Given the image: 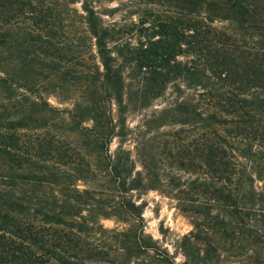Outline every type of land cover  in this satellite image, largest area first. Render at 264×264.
Wrapping results in <instances>:
<instances>
[{
  "label": "trees",
  "instance_id": "trees-1",
  "mask_svg": "<svg viewBox=\"0 0 264 264\" xmlns=\"http://www.w3.org/2000/svg\"><path fill=\"white\" fill-rule=\"evenodd\" d=\"M157 1L132 43L92 0H0V264H264V0Z\"/></svg>",
  "mask_w": 264,
  "mask_h": 264
},
{
  "label": "rangeland",
  "instance_id": "rangeland-1",
  "mask_svg": "<svg viewBox=\"0 0 264 264\" xmlns=\"http://www.w3.org/2000/svg\"><path fill=\"white\" fill-rule=\"evenodd\" d=\"M94 7L102 14L105 24H118L123 28L132 38V43L136 41L140 29L150 27V17L148 15L152 12L163 10V4L157 0H92ZM80 0H75L74 6L80 10ZM50 102L55 104L54 100ZM152 108L146 111L131 113L127 116V123L134 127L144 114L149 113L152 109H161V101L152 103ZM167 128L160 129L157 134L152 132L150 137L160 136ZM158 141L157 139H155ZM131 143L125 145L126 149L132 150ZM117 144L114 141L110 147L111 151L116 148ZM132 157L136 161L137 170H140V165L137 157L132 151ZM137 204H143L142 218L145 225V234L150 236L153 240L159 241L164 248L170 253L173 252V244L176 239L187 234L191 230L189 219L181 214L175 208V202L163 196L156 191H148L142 195L132 194ZM102 224L105 228H113L114 222L112 220H104ZM177 264H182V257L178 255L175 259Z\"/></svg>",
  "mask_w": 264,
  "mask_h": 264
}]
</instances>
